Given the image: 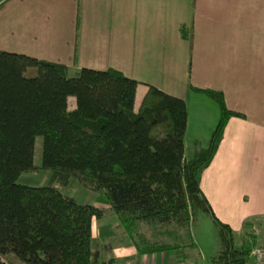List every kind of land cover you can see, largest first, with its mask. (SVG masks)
Masks as SVG:
<instances>
[{"label":"trees","instance_id":"16d2710c","mask_svg":"<svg viewBox=\"0 0 264 264\" xmlns=\"http://www.w3.org/2000/svg\"><path fill=\"white\" fill-rule=\"evenodd\" d=\"M178 32L190 48L189 32ZM136 86L112 69L70 75L65 66L0 51V264H11L10 256L21 264L94 260L91 222L102 217V208L79 205L52 186L17 183L37 169L52 172L62 185L74 179L103 195L139 256L194 249L191 230L204 214L218 241L209 264L249 262L250 223L236 244L199 187L226 122L241 116L226 110L221 93L189 86L216 105L218 119L205 148L184 160V102L147 86L134 111ZM36 138L39 167L33 164Z\"/></svg>","mask_w":264,"mask_h":264},{"label":"crops","instance_id":"0c3cea01","mask_svg":"<svg viewBox=\"0 0 264 264\" xmlns=\"http://www.w3.org/2000/svg\"><path fill=\"white\" fill-rule=\"evenodd\" d=\"M180 27L191 36L190 48L180 38ZM0 51L65 66L70 75L80 69L118 71L137 82L134 111L147 86L181 99L184 160L202 149L201 140L206 145L215 127L204 122L206 103L213 102L188 87L221 93L226 110L241 117L226 122L200 176V191L236 244L244 237L243 225L250 223V244L264 248V0H7L0 7ZM181 54L185 85L176 89L174 65ZM206 124L208 137L202 134ZM188 129L193 148L185 158ZM102 210V217L91 222V236L94 223L111 212L107 206ZM109 215L107 222L122 230ZM191 238L194 249L144 256L129 239V251L125 243L106 244L109 255L102 264H116L127 255L132 264H197L201 253L192 230ZM92 254L97 264L99 256ZM9 261L21 264L11 256Z\"/></svg>","mask_w":264,"mask_h":264},{"label":"rangeland","instance_id":"374dc122","mask_svg":"<svg viewBox=\"0 0 264 264\" xmlns=\"http://www.w3.org/2000/svg\"><path fill=\"white\" fill-rule=\"evenodd\" d=\"M177 55V54H176ZM184 56L181 54L180 56H176V64L174 65V87L178 89L180 86L184 87V71L186 69V63H184ZM182 73V74H181ZM33 71L28 70L26 76H32ZM156 83V82H154ZM169 91V90H168ZM172 93H175L173 91ZM207 102V101H205ZM73 101L70 99L69 107H71ZM207 108L204 110V122L208 121L210 128L215 126L218 118V109L215 104L207 102ZM139 102L136 104L135 109H137ZM191 106V105H190ZM194 109V106L192 107ZM190 116V115H189ZM207 123V124H208ZM204 125L203 135L208 137V133L206 129H208V125ZM207 126V127H206ZM201 134V135H202ZM191 130L188 129V133L186 135V139L184 142V157H191L190 150L193 148L191 145ZM204 139V136H201ZM40 138H36L34 142V156H33V164L36 167L40 166ZM200 145V144H199ZM204 142L201 140L200 148H205ZM199 147V146H198ZM17 183L27 187H43V186H52L55 188L61 195L72 199L75 203L79 205H87L98 208H104L106 205V200L103 195L92 193L84 188H82L79 183L70 179L65 185L60 184L50 171H45L42 169H37L32 173H23L17 179ZM110 212V211H109ZM110 213H105L103 219L99 222L94 223L92 236L90 240V250L94 253H97L99 258L97 259V264H102L104 259L109 255L106 254L103 250L104 245H116L125 243L126 251L131 250V243H128V239L123 235V231L119 229H115L112 225L107 222L108 216ZM105 231L114 237V239H107V235ZM105 235V236H104ZM192 236L199 248L201 253V260L197 264H209V258L214 255L217 250V234L216 228L210 221V219L204 215L199 214L197 217V225L192 228ZM105 237V238H104ZM9 258V259H8ZM7 258V261L10 262V257ZM116 264H132V259L130 256H125L124 258L118 259L115 261Z\"/></svg>","mask_w":264,"mask_h":264},{"label":"built area","instance_id":"2783aa9c","mask_svg":"<svg viewBox=\"0 0 264 264\" xmlns=\"http://www.w3.org/2000/svg\"><path fill=\"white\" fill-rule=\"evenodd\" d=\"M247 264H264V249H252L249 254V262Z\"/></svg>","mask_w":264,"mask_h":264}]
</instances>
